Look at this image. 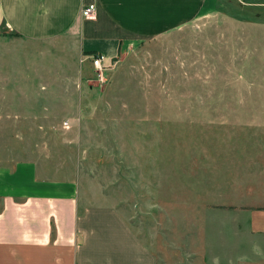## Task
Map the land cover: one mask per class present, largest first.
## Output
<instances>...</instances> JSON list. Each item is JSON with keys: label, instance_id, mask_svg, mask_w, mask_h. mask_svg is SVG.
<instances>
[{"label": "rangeland", "instance_id": "obj_1", "mask_svg": "<svg viewBox=\"0 0 264 264\" xmlns=\"http://www.w3.org/2000/svg\"><path fill=\"white\" fill-rule=\"evenodd\" d=\"M24 163L117 208L158 251L177 242L167 223L192 217L180 207L213 201L185 192L189 174L263 186L264 0H212L103 71L74 38L1 28L0 174Z\"/></svg>", "mask_w": 264, "mask_h": 264}, {"label": "crops", "instance_id": "obj_2", "mask_svg": "<svg viewBox=\"0 0 264 264\" xmlns=\"http://www.w3.org/2000/svg\"><path fill=\"white\" fill-rule=\"evenodd\" d=\"M211 1L0 0V29L37 41L71 37L110 65L130 45L196 21ZM90 4L95 19L82 15ZM203 176H186L184 189L212 203L180 207L193 215L167 223L177 225V242L158 251L117 208L84 203L74 180L20 164L0 174V264H264V185Z\"/></svg>", "mask_w": 264, "mask_h": 264}, {"label": "built area", "instance_id": "obj_3", "mask_svg": "<svg viewBox=\"0 0 264 264\" xmlns=\"http://www.w3.org/2000/svg\"><path fill=\"white\" fill-rule=\"evenodd\" d=\"M97 12V7L95 4L87 5L83 8L82 15L86 19H95ZM92 57V65L94 68L103 71L105 68H107L106 64V57L104 55H96L91 56Z\"/></svg>", "mask_w": 264, "mask_h": 264}, {"label": "trees", "instance_id": "obj_4", "mask_svg": "<svg viewBox=\"0 0 264 264\" xmlns=\"http://www.w3.org/2000/svg\"><path fill=\"white\" fill-rule=\"evenodd\" d=\"M97 53H89V55H96Z\"/></svg>", "mask_w": 264, "mask_h": 264}]
</instances>
